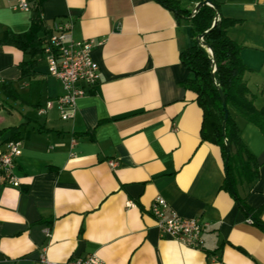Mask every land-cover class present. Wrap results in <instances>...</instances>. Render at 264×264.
<instances>
[{"label":"crops","instance_id":"obj_1","mask_svg":"<svg viewBox=\"0 0 264 264\" xmlns=\"http://www.w3.org/2000/svg\"><path fill=\"white\" fill-rule=\"evenodd\" d=\"M177 1L194 11L202 0ZM214 1L242 25L264 21V0ZM41 17L48 28L70 21L75 39L101 41L92 50L100 80L67 109L70 117L56 104L41 113L62 93L43 52L36 73L23 77L29 56L0 41V131L20 126V183L0 184V264H30L41 252L57 262L96 255L102 264H264V228L223 186L220 146L202 139V109L183 86L192 76L181 62L193 43L190 20L157 0H43ZM29 25L30 11L0 0V40ZM240 54L260 108L264 75L253 74L264 62ZM233 115L257 162L255 178L236 177V196L264 223V134ZM8 136L0 135V150ZM156 195L209 224L201 248L161 235L149 212Z\"/></svg>","mask_w":264,"mask_h":264},{"label":"trees","instance_id":"obj_2","mask_svg":"<svg viewBox=\"0 0 264 264\" xmlns=\"http://www.w3.org/2000/svg\"><path fill=\"white\" fill-rule=\"evenodd\" d=\"M157 1L172 10L175 16L190 20L193 43L181 53V62L192 76L185 79L183 86L195 92L202 109L201 137L220 146L225 169L223 186L235 195L243 209L251 215L253 222L264 228L258 212L255 214L236 196L235 191L236 177H256L257 162L241 141L233 114L236 113L254 124L264 134V106H255L256 95L249 89L244 77L245 72L250 70L241 58L240 53L244 46L231 39L227 33L228 27L240 23L241 20L223 16L220 13V4L214 0L201 4L194 11L182 8L177 0ZM30 2L28 29L20 33L7 29L0 40L18 47L29 56L19 65L23 77L36 73L37 57L41 56L43 42L50 34V29L41 17L43 0ZM40 32L43 35H39ZM203 32L202 40L205 44L197 41V36ZM219 90L225 104L222 103ZM5 132L9 133L5 142L20 138V126L5 128L0 131V135Z\"/></svg>","mask_w":264,"mask_h":264},{"label":"built area","instance_id":"obj_3","mask_svg":"<svg viewBox=\"0 0 264 264\" xmlns=\"http://www.w3.org/2000/svg\"><path fill=\"white\" fill-rule=\"evenodd\" d=\"M13 8L22 11L31 10L30 0H5ZM50 34L43 44V56L46 62L47 74L56 78L62 87V93L54 99L47 100L45 112L56 104L61 117L67 118L73 109L77 98L87 94L100 80V69L92 58V50L101 43L93 37L75 39L72 36L70 21H54L50 26ZM20 153L18 141H7L0 150V184L16 187L20 177L15 171V160ZM111 166L115 162L110 161ZM129 205L131 202H128ZM149 212L156 220V226L161 235L175 238L191 248H201L204 243L203 233L209 226L207 222L196 217H183L173 209L160 195H156L149 207ZM30 264H102L96 255L74 257L66 262L49 260L41 252Z\"/></svg>","mask_w":264,"mask_h":264},{"label":"rangeland","instance_id":"obj_4","mask_svg":"<svg viewBox=\"0 0 264 264\" xmlns=\"http://www.w3.org/2000/svg\"><path fill=\"white\" fill-rule=\"evenodd\" d=\"M231 27L233 28L228 32L229 37L244 45L242 57L246 58L248 56L249 58L247 59H251L254 63L264 62V21L256 26L255 29H252V26L249 25H242L241 22ZM246 66L249 67L247 64ZM253 75L254 77L259 75L263 77L264 71L254 70ZM259 96L260 103L264 102V95L259 93Z\"/></svg>","mask_w":264,"mask_h":264},{"label":"water","instance_id":"obj_5","mask_svg":"<svg viewBox=\"0 0 264 264\" xmlns=\"http://www.w3.org/2000/svg\"><path fill=\"white\" fill-rule=\"evenodd\" d=\"M209 1H210V0H202L201 2H199V3L197 4L196 8H198L201 4L209 3ZM196 8H195V9H196ZM214 23H215V22H214ZM204 33H205V32H203V33H201V34H199V35L197 36V41L201 42L202 44H205V43L203 42V40H202V37H203ZM209 51L212 53L211 50H209ZM219 92H220V96H221L222 103L225 104V100H224V97H223V94H222L221 90H219ZM225 116H226V114H225ZM222 126L224 127V122H223Z\"/></svg>","mask_w":264,"mask_h":264}]
</instances>
